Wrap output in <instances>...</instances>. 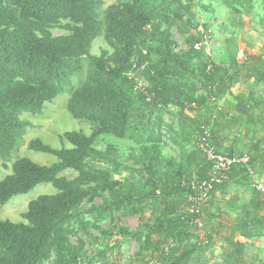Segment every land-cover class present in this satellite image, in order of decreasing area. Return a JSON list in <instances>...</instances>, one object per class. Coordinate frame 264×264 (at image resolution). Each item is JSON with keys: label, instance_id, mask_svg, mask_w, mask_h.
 Wrapping results in <instances>:
<instances>
[{"label": "trees", "instance_id": "trees-1", "mask_svg": "<svg viewBox=\"0 0 264 264\" xmlns=\"http://www.w3.org/2000/svg\"><path fill=\"white\" fill-rule=\"evenodd\" d=\"M219 1L239 11L238 5L252 0ZM184 10L181 0H125L106 8L101 0H0V159L8 161L11 152L25 144L30 124L20 117L40 115L44 104L59 96H66L65 109L74 119L94 127L93 137L111 134L131 141L141 153L139 166L127 167L118 161L113 146L97 150L92 139L77 132L59 135L69 146L58 149L30 140L31 151L49 155L54 162L42 165L17 156L10 174L0 179V205L42 185L55 192L31 200L20 222L0 217V264H106L104 253L90 260L82 244L71 241L90 226L99 230L98 223L105 220L135 242L143 264H208L199 260L195 233L204 216L208 223L217 221L212 228L222 242L215 264H242L247 240L264 234V218L258 214L263 203L255 189L236 223H224L221 207L214 205L216 192L223 193L231 178L248 175L242 165L233 166L229 179L203 197L200 184L209 178L211 163L202 155L192 168L161 155L163 129L176 145L187 134H196L198 144L207 129V142L215 152L233 154L224 138L231 118L222 107L205 117L206 111L199 109L205 98L196 96L186 76L196 77L199 71L210 99H217L214 90L231 96L228 89L239 81L264 84V61L258 57L240 66L235 62L233 72L222 64L198 62L193 36L174 52L171 28L188 32ZM60 20L69 22L62 27L67 34L54 37L48 28ZM98 38L111 53H91ZM134 64L138 69L144 66L136 75L146 83V93L136 89V76L129 77ZM190 111L201 114L199 125H193L196 118ZM164 115L176 121L178 131L163 123ZM188 126L196 130L187 133ZM124 172L127 177L113 178ZM182 196L191 200L186 208L178 202ZM97 197L102 205L83 208ZM198 199V212L190 213ZM146 212L149 220L134 231L119 224L122 218ZM225 231L229 233L219 236ZM207 243L217 244L213 238Z\"/></svg>", "mask_w": 264, "mask_h": 264}, {"label": "rangeland", "instance_id": "rangeland-1", "mask_svg": "<svg viewBox=\"0 0 264 264\" xmlns=\"http://www.w3.org/2000/svg\"><path fill=\"white\" fill-rule=\"evenodd\" d=\"M101 1L105 8L110 5H121L125 2V0ZM181 2L185 7L183 18L189 23L187 26L188 32L179 33L175 26L171 28V38L176 45V48L173 49L174 52L179 48H183L187 40L193 36L197 40L194 47H196L195 45H200L198 49L195 48V50L199 51L198 62L222 64L233 72L237 67L236 63L240 66L244 62H249L251 57H258L264 61V0H252L250 3L244 4V6L238 5L239 11L229 9L219 0H181ZM67 24H69L67 20H60L58 24L51 25L48 28V32L54 37L66 35L67 32L62 27ZM204 36L207 38L204 39ZM111 51V48L102 38L96 39L91 47V53L96 56L101 55L103 52L109 54ZM197 72L199 71L195 70L194 75L196 77L186 76L187 82L192 83L197 89L196 96L205 98V105H201L199 109L206 111L205 117H213L212 114L215 108L220 107L222 103L221 96L226 93L221 95L217 90H214L217 97L215 101L206 97L205 90L201 87V77ZM135 74L136 72H132L130 75L133 76ZM233 85L235 86L236 83ZM233 85L228 89L230 92ZM65 102L66 96H59L53 101L45 103L40 115L23 114L20 117L30 124L24 134L25 144L19 149L12 151L8 161L0 159V179L10 174V166L17 156L27 157L42 165L53 163L54 158L31 151L27 143L32 139H40L42 143L54 149L61 148L63 145L68 147L67 143L62 144L59 139V135L65 132H77L89 140L92 139L90 140L91 146L100 151H105L111 145L115 148L117 159L120 163L127 167L139 166L137 162L141 157V153L138 146L131 141L118 139L111 134H100L93 137L94 127L86 121L74 119L66 111ZM190 115H192L193 119L196 118L193 120V125H199V121L202 119H200L201 114L196 111H190ZM163 123L171 125L175 131L179 130L176 121L168 115L163 116ZM189 124L191 123L187 125ZM188 130L191 132L196 130V126H188L187 133H190ZM163 133L165 134L161 145V155L163 157L174 163L190 164L192 168L197 163H200L202 153L196 142V134H187V138L179 145H176L173 143L170 133L166 134L165 129H163ZM4 164L9 168H3ZM127 176L128 174L124 172L113 178L119 179ZM54 192L55 190L50 185L38 186L26 195L14 198L5 205H0V217L13 222H20L22 221L21 215L26 211L27 205L31 200L39 195L53 194ZM178 202L180 206L186 208L191 200L189 202L187 196H182L178 198ZM102 203V198L97 197L92 202H85L83 208L88 209L93 205H102ZM227 207V213H225V208L222 210L226 215L224 223H227V220L233 221L236 215L235 212H237L235 209H230V206ZM205 218L204 216L202 224L195 228V233L199 236L201 256L199 260L208 261V264H215L219 262L222 242L219 241L212 228V225H215L217 221L213 220L212 223H208ZM148 220L149 213L146 212L138 217L122 218L119 224L127 231H134L140 224ZM113 225L109 220L101 221L98 223L99 230L90 226L86 232L78 231L77 235L71 238V241L82 244L83 252L90 260L98 259L99 255L104 253L107 258L106 264H143L144 260L142 256L138 255L135 242L131 239L126 240ZM225 233L229 232L225 231L219 236H223ZM210 238L217 242L213 247H208L207 242ZM253 250H255L253 246L250 247L249 244L246 246L242 264H252L250 255ZM48 264H52V262Z\"/></svg>", "mask_w": 264, "mask_h": 264}, {"label": "crops", "instance_id": "crops-1", "mask_svg": "<svg viewBox=\"0 0 264 264\" xmlns=\"http://www.w3.org/2000/svg\"><path fill=\"white\" fill-rule=\"evenodd\" d=\"M221 102L220 107L231 118L228 133L226 130L224 135L226 146L232 148V156L247 155L251 161V172H247L248 175L240 174L235 180L231 178L229 187L223 193L215 194V207H221L222 213L224 208L227 213V206L237 210L238 214L235 212L233 220L236 223L241 216L240 209L252 198L253 182L258 181L264 185V84L256 83L253 79L239 81L233 85L231 96H221ZM260 195L263 204L258 214L264 218V193ZM246 243L255 248L250 255V262L264 264V234Z\"/></svg>", "mask_w": 264, "mask_h": 264}, {"label": "built area", "instance_id": "built-area-1", "mask_svg": "<svg viewBox=\"0 0 264 264\" xmlns=\"http://www.w3.org/2000/svg\"><path fill=\"white\" fill-rule=\"evenodd\" d=\"M203 36V35H202ZM204 39L207 37L204 36ZM196 49L199 48V44L195 45ZM144 66L138 68H135V64L133 66V69L130 72H136L138 70H142ZM129 74V77H135L136 81V89L139 91L145 92L146 83L144 80L137 76L136 74L131 76ZM147 99H149V95L146 94ZM213 101H215V98H212ZM220 108V107H217ZM209 137V133L207 129H204L203 136L199 137L198 139V145L199 150L202 153V155L211 163V169H210V175L209 178L200 184V189L202 192L203 197H205L215 185H221L223 182L227 181L229 179V173L231 172L233 166L235 165H242L247 172H251V166L249 163V157L247 155L242 156H228L225 154L217 153L215 152L214 148L210 146L207 142V139ZM253 187L256 191L260 193H264V185L258 181L253 182ZM194 201V200H193ZM201 199L196 200L193 205L189 208L190 213H197V204L200 203Z\"/></svg>", "mask_w": 264, "mask_h": 264}]
</instances>
